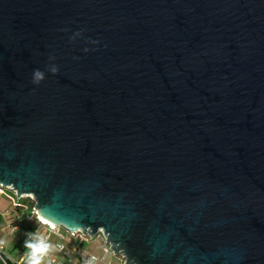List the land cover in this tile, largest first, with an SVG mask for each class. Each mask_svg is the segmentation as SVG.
<instances>
[{
  "label": "water",
  "instance_id": "obj_1",
  "mask_svg": "<svg viewBox=\"0 0 264 264\" xmlns=\"http://www.w3.org/2000/svg\"><path fill=\"white\" fill-rule=\"evenodd\" d=\"M0 185L126 264H264V0H0Z\"/></svg>",
  "mask_w": 264,
  "mask_h": 264
},
{
  "label": "built area",
  "instance_id": "obj_2",
  "mask_svg": "<svg viewBox=\"0 0 264 264\" xmlns=\"http://www.w3.org/2000/svg\"><path fill=\"white\" fill-rule=\"evenodd\" d=\"M0 187L6 189L1 185ZM10 189L14 190L13 188ZM14 193L15 208H18V213L11 223L12 232H17L13 231L14 228H17L19 231L27 223H30L35 225V228L28 230V233L38 234L44 237L46 242L51 245V249L42 258L41 264H115L114 261L107 258L110 252L115 254V252L110 249V244L106 243L105 255L103 256H95L88 253L85 249V241L82 236L78 234L82 233L81 235L83 236L89 234H85L81 231L72 232L63 226L52 227L49 221L38 213L39 209L36 208L37 203L33 195L25 194L18 197L17 192ZM98 234H102L106 242L105 234L102 231H99L96 235ZM28 251L30 250L26 249L21 253L20 257H14L6 249L4 244L0 245V264H21V258L23 257L26 260L25 253ZM121 257L123 258L122 263L126 264V258L124 256Z\"/></svg>",
  "mask_w": 264,
  "mask_h": 264
},
{
  "label": "rangeland",
  "instance_id": "obj_3",
  "mask_svg": "<svg viewBox=\"0 0 264 264\" xmlns=\"http://www.w3.org/2000/svg\"><path fill=\"white\" fill-rule=\"evenodd\" d=\"M14 192L16 191L10 188L3 189L0 187V240L4 241L3 244L6 249L14 257H20L21 249L24 247V241L28 239L27 234L31 224L27 223L19 231L12 232L11 223L17 213L15 210ZM81 234L79 233L78 235L82 236L85 241V249L88 253L95 256L105 255L106 242L102 234H98L94 238H91L90 235L83 236ZM107 258L114 261L115 264H123L121 255H115L113 252H110Z\"/></svg>",
  "mask_w": 264,
  "mask_h": 264
},
{
  "label": "clouds",
  "instance_id": "obj_4",
  "mask_svg": "<svg viewBox=\"0 0 264 264\" xmlns=\"http://www.w3.org/2000/svg\"><path fill=\"white\" fill-rule=\"evenodd\" d=\"M79 35V33H77ZM93 43H96L95 41ZM88 51V49H85ZM50 71L55 74L58 72V68L53 65ZM44 79V73L40 70H36L33 74V82L38 84ZM13 231H18L17 228H14ZM4 241L0 240V245H3ZM24 248L29 249L30 251L25 253V258H21V264H41L42 258L48 253L51 249L44 237L39 236L38 234L28 233V239L24 241Z\"/></svg>",
  "mask_w": 264,
  "mask_h": 264
},
{
  "label": "trees",
  "instance_id": "obj_5",
  "mask_svg": "<svg viewBox=\"0 0 264 264\" xmlns=\"http://www.w3.org/2000/svg\"><path fill=\"white\" fill-rule=\"evenodd\" d=\"M15 210H16V212L18 213V208H15ZM16 213V214H17ZM13 220H14V217H13ZM13 222V221H12ZM35 228V225H33V224H31V226L29 227V230H32V229H34ZM26 250V248H22L21 249V253H23L24 251Z\"/></svg>",
  "mask_w": 264,
  "mask_h": 264
},
{
  "label": "crops",
  "instance_id": "obj_6",
  "mask_svg": "<svg viewBox=\"0 0 264 264\" xmlns=\"http://www.w3.org/2000/svg\"><path fill=\"white\" fill-rule=\"evenodd\" d=\"M82 264H85V263H82Z\"/></svg>",
  "mask_w": 264,
  "mask_h": 264
},
{
  "label": "bare ground",
  "instance_id": "obj_7",
  "mask_svg": "<svg viewBox=\"0 0 264 264\" xmlns=\"http://www.w3.org/2000/svg\"><path fill=\"white\" fill-rule=\"evenodd\" d=\"M45 219V218H44Z\"/></svg>",
  "mask_w": 264,
  "mask_h": 264
}]
</instances>
